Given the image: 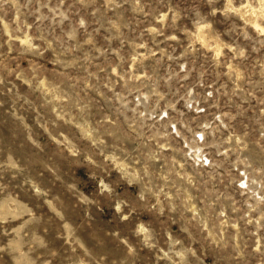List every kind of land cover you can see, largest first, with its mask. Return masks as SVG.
Here are the masks:
<instances>
[{"label": "rangeland", "instance_id": "rangeland-1", "mask_svg": "<svg viewBox=\"0 0 264 264\" xmlns=\"http://www.w3.org/2000/svg\"><path fill=\"white\" fill-rule=\"evenodd\" d=\"M0 264H264V0H0Z\"/></svg>", "mask_w": 264, "mask_h": 264}]
</instances>
